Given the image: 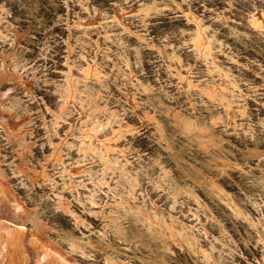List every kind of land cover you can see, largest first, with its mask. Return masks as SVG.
<instances>
[{
	"label": "rangeland",
	"instance_id": "374dc122",
	"mask_svg": "<svg viewBox=\"0 0 264 264\" xmlns=\"http://www.w3.org/2000/svg\"><path fill=\"white\" fill-rule=\"evenodd\" d=\"M0 264H264V0H0Z\"/></svg>",
	"mask_w": 264,
	"mask_h": 264
}]
</instances>
